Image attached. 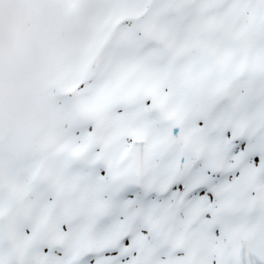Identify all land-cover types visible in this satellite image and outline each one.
I'll list each match as a JSON object with an SVG mask.
<instances>
[{"label":"snow or ice","instance_id":"obj_1","mask_svg":"<svg viewBox=\"0 0 264 264\" xmlns=\"http://www.w3.org/2000/svg\"><path fill=\"white\" fill-rule=\"evenodd\" d=\"M102 4L72 122L0 145V264H264V0Z\"/></svg>","mask_w":264,"mask_h":264},{"label":"bare ground","instance_id":"obj_2","mask_svg":"<svg viewBox=\"0 0 264 264\" xmlns=\"http://www.w3.org/2000/svg\"><path fill=\"white\" fill-rule=\"evenodd\" d=\"M6 2L20 5V12L11 24H7L3 18H0L3 21V26H0V52L5 55L6 64L14 66L15 63L22 61L40 67L44 64L41 50L49 49L55 63L53 62L54 64L50 66L47 74L53 79L62 69L63 63L59 61V57L63 56L61 50L64 51V45L75 36L78 40V35L88 29L90 17L98 15L103 10L102 0H87L84 5L85 19L79 21L72 18L68 0H6ZM28 5H34L36 11L38 9V14L34 13L33 17H27ZM37 54L40 56L37 57ZM6 64L0 62V74H3L5 78ZM7 86V84L0 85V121ZM19 100L20 98L14 102V107ZM64 105L66 106V103ZM57 109L54 108L52 100H49L44 107L48 126L44 134L64 128V123L62 124L60 120L62 116L68 119L66 126L72 122L73 117L70 112L65 113L63 110L57 112ZM15 110L17 111V128L10 133L7 128L0 129V145L4 147L15 146L26 141V134L20 127V122L26 121L29 115L25 113L23 115L22 108L19 106Z\"/></svg>","mask_w":264,"mask_h":264},{"label":"rangeland","instance_id":"obj_3","mask_svg":"<svg viewBox=\"0 0 264 264\" xmlns=\"http://www.w3.org/2000/svg\"><path fill=\"white\" fill-rule=\"evenodd\" d=\"M86 1L87 0H81V4L78 10L71 9V13H73L74 17L77 20L85 19V6L84 5ZM28 8H31V6L27 7L26 10H28ZM33 8L35 9V7ZM0 25H1V21H0ZM80 35L78 36L80 37ZM76 42H77V39L75 36L71 41L68 42V44H66L64 51L61 50V53L63 56L59 57L60 62L64 64L65 60L70 55ZM43 51L44 53L42 56L46 55V57H43V60L45 61L46 64L44 66L45 69L43 71H39V73H43L47 75L44 71L47 70V68H49L50 66H52V64L55 63V60L51 56V51H49L48 53H46L45 50ZM39 56L40 55L37 54V57ZM0 62L5 64V55L3 53L1 54ZM25 63L26 62L20 61L19 63H15L14 66H7L5 68L6 78L3 74H0V85L8 84L5 103L3 104V107H2V118L0 121V129L7 128L9 133L17 128L16 127L17 111L15 110L14 103L9 101V95L19 75V70L25 67L24 66ZM63 64H62V67H63ZM50 91H51V96L46 97V98H42L38 94H21L20 96H18L20 98L18 103H20L23 106L22 113H23V108L25 109L28 108V110L25 111L24 113L27 115H30V118L27 123L26 121L20 122V127L23 129V132L26 134V140L30 139L36 134H43V131H45V129L48 130V126L45 125L46 116H44V105L47 100L49 99L54 100V108H58L57 112H59L60 110H63L65 113L69 112L67 107L64 105L65 104L63 101L64 99L56 95L52 89ZM32 104H33V108L31 107ZM60 120L62 121V124L64 123V126L66 127V123L68 122V119L65 118V116H62ZM25 129L28 130V132ZM51 132H55V131H51Z\"/></svg>","mask_w":264,"mask_h":264},{"label":"clouds","instance_id":"obj_4","mask_svg":"<svg viewBox=\"0 0 264 264\" xmlns=\"http://www.w3.org/2000/svg\"><path fill=\"white\" fill-rule=\"evenodd\" d=\"M20 12V5L16 3H7L6 0H0V18H3L7 24L18 16Z\"/></svg>","mask_w":264,"mask_h":264},{"label":"water","instance_id":"obj_5","mask_svg":"<svg viewBox=\"0 0 264 264\" xmlns=\"http://www.w3.org/2000/svg\"><path fill=\"white\" fill-rule=\"evenodd\" d=\"M35 84L39 85L40 83H35ZM44 86H46V84H45V83H44Z\"/></svg>","mask_w":264,"mask_h":264}]
</instances>
